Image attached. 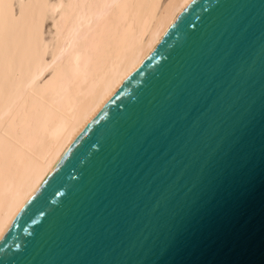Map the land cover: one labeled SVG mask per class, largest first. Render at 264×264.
<instances>
[{
	"label": "water",
	"instance_id": "water-1",
	"mask_svg": "<svg viewBox=\"0 0 264 264\" xmlns=\"http://www.w3.org/2000/svg\"><path fill=\"white\" fill-rule=\"evenodd\" d=\"M0 264H264V0H189L0 236Z\"/></svg>",
	"mask_w": 264,
	"mask_h": 264
},
{
	"label": "bare ground",
	"instance_id": "bare-ground-1",
	"mask_svg": "<svg viewBox=\"0 0 264 264\" xmlns=\"http://www.w3.org/2000/svg\"><path fill=\"white\" fill-rule=\"evenodd\" d=\"M189 0H0V236Z\"/></svg>",
	"mask_w": 264,
	"mask_h": 264
}]
</instances>
